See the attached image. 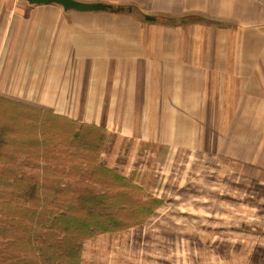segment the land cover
Masks as SVG:
<instances>
[{
    "label": "crops",
    "instance_id": "obj_1",
    "mask_svg": "<svg viewBox=\"0 0 264 264\" xmlns=\"http://www.w3.org/2000/svg\"><path fill=\"white\" fill-rule=\"evenodd\" d=\"M79 1L125 10L0 0V95L103 127L102 165L142 187L178 153L264 184V0Z\"/></svg>",
    "mask_w": 264,
    "mask_h": 264
},
{
    "label": "trees",
    "instance_id": "obj_2",
    "mask_svg": "<svg viewBox=\"0 0 264 264\" xmlns=\"http://www.w3.org/2000/svg\"><path fill=\"white\" fill-rule=\"evenodd\" d=\"M106 137L101 126L0 95V264H82L85 240L141 225L162 205L100 163Z\"/></svg>",
    "mask_w": 264,
    "mask_h": 264
},
{
    "label": "rangeland",
    "instance_id": "obj_3",
    "mask_svg": "<svg viewBox=\"0 0 264 264\" xmlns=\"http://www.w3.org/2000/svg\"><path fill=\"white\" fill-rule=\"evenodd\" d=\"M141 173L144 192L162 205L141 225L85 240L82 264H264V184L252 170L221 155L178 153Z\"/></svg>",
    "mask_w": 264,
    "mask_h": 264
},
{
    "label": "water",
    "instance_id": "obj_4",
    "mask_svg": "<svg viewBox=\"0 0 264 264\" xmlns=\"http://www.w3.org/2000/svg\"><path fill=\"white\" fill-rule=\"evenodd\" d=\"M30 4H50L55 3L63 7L64 10L76 11H112L119 12L125 10L124 7L114 6L103 2H84L79 0H26ZM131 10V9H130ZM148 19L155 20V17L148 16Z\"/></svg>",
    "mask_w": 264,
    "mask_h": 264
}]
</instances>
